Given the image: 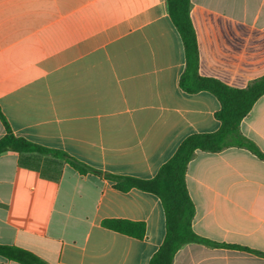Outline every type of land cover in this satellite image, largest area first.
Instances as JSON below:
<instances>
[{
  "label": "crops",
  "instance_id": "obj_1",
  "mask_svg": "<svg viewBox=\"0 0 264 264\" xmlns=\"http://www.w3.org/2000/svg\"><path fill=\"white\" fill-rule=\"evenodd\" d=\"M191 19L202 76L238 89L264 76V0H192ZM185 68L164 0H0V113L16 137L103 173L154 179L185 139L219 130L220 102L186 93ZM240 129L264 153V96ZM186 183L199 236L264 254V161L238 147L198 151ZM114 220L143 223L145 237L106 226ZM165 236L151 193L45 156H0V245L44 264H149ZM173 264L264 256L188 244Z\"/></svg>",
  "mask_w": 264,
  "mask_h": 264
},
{
  "label": "trees",
  "instance_id": "obj_2",
  "mask_svg": "<svg viewBox=\"0 0 264 264\" xmlns=\"http://www.w3.org/2000/svg\"><path fill=\"white\" fill-rule=\"evenodd\" d=\"M166 13L176 27L185 50L186 68L180 79V87L188 94L209 92L220 102L215 117L221 126L217 132L195 134L185 139L174 156L151 180H139L103 173L72 157L67 153L42 147L24 138L16 137L8 122L0 113L6 133L0 139V156L8 153L40 155L51 158L57 164L66 163L82 175L94 174L114 182L122 192L133 188L157 196L166 217V236L149 264H173L177 253L188 244H201L211 248L242 250L264 256L263 253L241 246L228 245L199 236L193 228L196 207L190 197L186 174L190 162L198 151L219 153L238 147L250 151L264 161V153L241 132L242 121L251 112L256 102L264 96V76L252 81L247 87L238 89L222 81L200 74V51L196 30L192 23V0H164ZM106 226L122 234L143 239L146 228L143 223L114 220ZM0 256L19 264H44L36 255L25 249L0 245Z\"/></svg>",
  "mask_w": 264,
  "mask_h": 264
}]
</instances>
